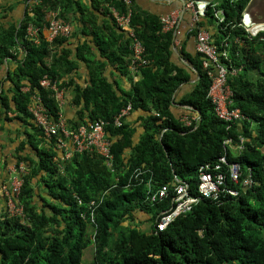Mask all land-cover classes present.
Instances as JSON below:
<instances>
[{
	"label": "trees",
	"instance_id": "16d2710c",
	"mask_svg": "<svg viewBox=\"0 0 264 264\" xmlns=\"http://www.w3.org/2000/svg\"><path fill=\"white\" fill-rule=\"evenodd\" d=\"M25 1L28 10L21 26H0V68L6 60L16 66L7 78L11 88L0 90V107L7 116L16 113V119L30 129L14 153L18 168L23 164L26 170L17 200L23 213L11 215L0 199V264H87L89 251L92 264H264V33L251 36L243 26L252 0L208 1L204 15L185 36L210 33L222 63L237 71L228 83L234 93L233 107L247 119L232 128L216 116L208 98L212 78L204 69L205 57L187 52L184 41L180 54L198 80L180 104L200 118L192 127L176 118L172 111L176 92L193 80V72L175 61L174 31L165 32L161 18L140 10L133 0H93L94 8L111 18L107 33L93 24L92 12L73 0ZM112 10L131 11V26L146 48L148 63L137 73L130 69L131 38L118 27ZM217 10L224 11L222 23ZM72 12L80 14L84 31L92 30L84 33L93 36L102 58L122 74L132 75L129 91L118 83L115 89L108 81L107 63L95 58L94 45L80 44L75 59L67 48L72 33L53 41L44 36L53 19L71 26ZM30 28L37 29L36 37ZM79 61L90 69L91 83L86 87L68 80ZM136 77L139 80L134 82ZM45 78L57 83L59 91L74 89L79 111L78 119L67 121L69 130L99 120L108 123L113 168L90 151L60 160L56 137L44 135L30 110L35 98H40L50 120H61L59 91L43 87ZM129 105L132 111L147 113L142 117L144 133L135 146L134 132L125 119L121 127L114 126ZM240 136L248 140L242 151L238 150ZM221 157L242 167L241 182L226 180V187L238 195L224 192L216 199L205 198L157 233V218L172 208L173 192L156 204L150 196L165 185L174 188L176 178L198 195L200 167L214 166ZM137 170L143 173L139 179ZM220 172L228 173L227 167ZM251 174L254 184L242 185ZM139 212L152 216L150 232L136 224Z\"/></svg>",
	"mask_w": 264,
	"mask_h": 264
},
{
	"label": "built area",
	"instance_id": "2783aa9c",
	"mask_svg": "<svg viewBox=\"0 0 264 264\" xmlns=\"http://www.w3.org/2000/svg\"><path fill=\"white\" fill-rule=\"evenodd\" d=\"M126 2L129 1L126 0ZM203 4H205V7ZM206 8L207 3L195 2L194 0L185 1V9H190L194 13L193 23L199 22L204 15ZM112 11L118 27L128 32L131 38V49L133 54L130 69L134 73H137L140 67L148 63L145 59L146 48L131 26V11L128 13H119L116 10ZM216 16L219 18V23L224 22L225 17L223 10H217ZM161 21L164 25L165 32L172 30L177 24L176 17L172 14L162 17ZM243 26L245 27L246 32L251 36H257L260 33H264V25H252L251 27H247L243 22ZM193 27L194 24L190 29ZM45 30L49 33L47 37L49 41H53L59 36L70 37L72 33L70 24L62 19H53L50 27H46ZM29 33L36 37L37 29L30 28ZM262 39L264 40V36ZM195 40L197 52L205 57L203 64L204 69L208 70L209 75L212 78L208 98L214 105L217 116L228 123V128H232L236 124L247 119L240 109L233 107L234 93L228 83V78L229 76H236L237 71L235 69L229 70L226 65L222 63L221 54L218 51V47L213 45L210 33L207 31H201ZM36 42H38V39ZM222 56L227 58L226 53H223ZM41 85L43 87H51L57 92L59 91L57 83L52 84L47 78L41 82ZM41 103L40 98H35L30 110L44 135L47 138L56 137L57 148L62 153L60 158L62 162L70 160L76 153L90 151L95 152L97 155L104 158L105 164L110 169L113 168L114 155L111 151L112 141L107 137V122L99 120L89 125H82L77 130L72 131L66 127L64 120L61 119L59 123L50 120ZM131 111V105L123 109L114 121V126L121 127L123 125V120L127 118ZM247 141L246 138L240 136V145L238 146L239 151L244 149ZM226 143H231V141L229 140ZM226 167L228 173L220 172ZM251 171L252 170L249 169V172ZM25 172L26 170L23 164H21L19 168L16 166V168L13 169L12 177L8 184L5 187L0 188V196H6L8 210L11 215H21L23 213V207L18 205L17 200L18 195L22 190V185L24 183L23 176ZM199 172V194L196 196L190 193L187 183L180 181L177 178V185H175L174 188L171 189L170 186L165 185L150 196L151 203L156 204L162 200L168 199L171 196V192H173V195L171 196L172 208L168 211L162 212L157 218V233L167 230L178 217L190 213L194 206L205 198L216 199L224 192H228L233 196L238 195L236 190L226 187V180L229 177L234 183L241 182L243 172L242 167L239 164L229 163L226 157H221L216 165H204L200 167ZM142 174L141 170H137L135 178L139 179ZM252 184H254L252 174L248 178H244L242 181V185L244 186H252Z\"/></svg>",
	"mask_w": 264,
	"mask_h": 264
},
{
	"label": "crops",
	"instance_id": "0c3cea01",
	"mask_svg": "<svg viewBox=\"0 0 264 264\" xmlns=\"http://www.w3.org/2000/svg\"><path fill=\"white\" fill-rule=\"evenodd\" d=\"M78 2L81 7L89 10L94 15L95 26L100 28L103 32L107 33L106 25L112 26L111 18L107 17L103 12L94 8L93 0H73ZM208 1L215 2L214 0H201L200 3H207ZM258 1V6L260 10L255 9L257 13L251 12L254 2ZM135 4L139 7L140 10L144 12H149L153 15H157L160 18L174 15L177 20L176 27L172 30L174 31V47L177 50L175 52V61L181 65L188 66L193 72V80L188 84L181 85L175 95V103L172 106V111L176 118L182 119L185 114L191 113L192 109L187 106L180 104L181 99L193 89V84L198 80L196 71L192 66L187 63L180 54L183 41L185 43V50L192 55L196 54V40L195 37H190L186 39V32L190 30L191 26L194 24V13L190 9H185V5L181 0H133ZM221 2V1H220ZM219 3V2H216ZM28 10V3L25 0H0V26L5 28L10 27L11 25L21 26L22 21L26 17ZM126 13V12H125ZM252 21V25H264V0H252L247 12ZM244 14V16L246 15ZM70 16L73 18L71 28H72V37L67 43V48L73 51V57L76 59V49L80 44L84 42H89L91 45H94V56L100 62L107 63V69L105 71V77L110 83L117 88L116 83L119 84V88L123 91H129L132 87L131 74H122V72L107 59H103L101 52L94 43V38L92 35L85 34L84 32L91 33L92 30L86 28L84 31V26L80 21V14L78 12L71 13ZM51 18V17H50ZM244 22V18H243ZM88 27V25H87ZM257 28V27H255ZM44 36L47 38L49 33L44 31ZM174 49V48H173ZM118 55L119 52H118ZM106 60V61H105ZM15 62L13 60H6L4 65L0 68V90L9 91L11 85L7 80L8 74L11 70L15 69ZM264 69V65H263ZM90 69L88 64L84 61L78 62V68L74 73L68 77V80H74L75 84H80L81 86H88L91 83V78L89 75ZM256 76H259L258 73ZM139 77L134 79V82H137ZM11 98L12 95L9 94ZM75 93L73 87L65 88L58 93V100L60 102V115L62 120L65 122L70 120L78 119V107L74 104ZM12 104V103H11ZM5 110L0 107V184L9 181L8 170L10 166L16 164L14 153H16L19 145L26 141L25 134L30 131L22 123L16 119L17 114L11 113L7 116L4 112ZM147 116L146 112L142 111H132L130 115L125 119V124L129 125L133 130L132 142L133 146L137 145L144 133L142 117ZM30 151V150H29ZM132 148L126 149L125 156L127 159L131 155ZM8 162V166L5 167V163ZM152 218L151 215L146 213H138L136 218V224L139 227H143L144 224H149V220ZM132 224L128 221L127 225Z\"/></svg>",
	"mask_w": 264,
	"mask_h": 264
},
{
	"label": "rangeland",
	"instance_id": "374dc122",
	"mask_svg": "<svg viewBox=\"0 0 264 264\" xmlns=\"http://www.w3.org/2000/svg\"><path fill=\"white\" fill-rule=\"evenodd\" d=\"M215 2H220V1H222V0H214ZM258 1H256V2H254V5H253V8H252V10H251V12H253V13H257L256 11L258 10H260V8L259 7H257L258 6ZM255 9H257L256 11H254ZM209 93V92H208ZM210 100V99H209ZM211 102V101H210ZM211 104H212V102H211ZM213 105V104H212ZM213 107H214V105H213ZM214 111H215V107H214ZM131 113V112H130ZM130 113H129V115H130ZM215 114H216V112H215ZM128 115V116H129ZM127 116V117H128ZM216 116H217V114H216ZM218 117V116H217ZM199 118H200V116H198L197 114H193V113H189V114H185L184 116H183V118L182 119H180L181 120V122L186 126V127H192L193 126V124L194 123H196L198 120H199ZM219 118V117H218ZM62 119V118H61ZM220 119V118H219ZM221 120V119H220ZM221 121H223V120H221ZM223 122H225V121H223ZM66 123V127L68 128V126H67V122H65ZM190 123V124H189ZM226 123V122H225ZM227 124V126H228V123H226ZM240 124V123H239ZM239 124H237V125H239ZM16 166H17V164H15V165H13V166H10V168H9V170H8V173H9V181H10V179H11V177H12V172H13V169H15L16 168ZM8 181V182H9ZM8 182H5V183H2V184H0V188H2V187H5L7 184H8ZM0 199L1 200H3L4 201V203H5V209L7 210V212H9V210H8V206H7V198H6V196H4V197H1L0 196ZM151 227H152V224L151 223H149V224H144L143 225V227L141 226V227H139V228H141L142 230H144L145 232H150V230H151ZM85 260H86V262H87V264H92L91 262H92V260H93V254H92V251H89V252H87V254H86V256H85Z\"/></svg>",
	"mask_w": 264,
	"mask_h": 264
},
{
	"label": "water",
	"instance_id": "95a60500",
	"mask_svg": "<svg viewBox=\"0 0 264 264\" xmlns=\"http://www.w3.org/2000/svg\"><path fill=\"white\" fill-rule=\"evenodd\" d=\"M183 3H184V5H185V1L183 0ZM203 6L205 7V4H203ZM203 7V8H204ZM244 24L247 26V27H251L252 26V21H251V17H250V15L248 14V13H246V15L244 16ZM174 39H175V37H174ZM174 48V50H175V52L177 51L176 49H175V47H173ZM195 70V69H194Z\"/></svg>",
	"mask_w": 264,
	"mask_h": 264
}]
</instances>
